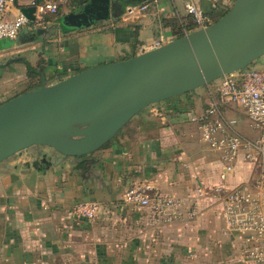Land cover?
<instances>
[{"label": "crops", "instance_id": "obj_1", "mask_svg": "<svg viewBox=\"0 0 264 264\" xmlns=\"http://www.w3.org/2000/svg\"><path fill=\"white\" fill-rule=\"evenodd\" d=\"M128 1L75 0L53 19L51 35L23 36L8 48L0 42V105L44 83L142 55L162 36L170 43L176 40L171 22L188 17L190 0ZM191 1L218 17L235 0L218 8L210 0ZM144 3L150 4L146 15L126 21L127 9ZM252 68L264 71V57ZM213 84L151 106L80 161L41 148L7 161L0 171V264H249L220 217L215 188L221 184V156L202 143L188 117L217 95ZM226 113L239 121L246 139L260 135L241 109ZM40 151L48 157L36 156ZM257 174L240 159L227 185L252 183ZM139 183L188 199L189 206L199 189L207 197L194 220L160 224L151 209L124 203V194ZM88 201L101 202L107 212L94 222H74L71 207Z\"/></svg>", "mask_w": 264, "mask_h": 264}, {"label": "water", "instance_id": "obj_2", "mask_svg": "<svg viewBox=\"0 0 264 264\" xmlns=\"http://www.w3.org/2000/svg\"><path fill=\"white\" fill-rule=\"evenodd\" d=\"M22 12L34 22L33 7ZM262 57L264 0H235L213 25L159 49L44 83L0 105V171L11 158L39 148L80 161L151 106L242 72Z\"/></svg>", "mask_w": 264, "mask_h": 264}, {"label": "built area", "instance_id": "obj_3", "mask_svg": "<svg viewBox=\"0 0 264 264\" xmlns=\"http://www.w3.org/2000/svg\"><path fill=\"white\" fill-rule=\"evenodd\" d=\"M18 1L0 0V41L16 40L25 28L46 29L52 25L53 18L75 3V0H30L28 7L35 9V20L31 22L17 6ZM210 1L216 8L223 4V0ZM149 8V3L129 7L126 21L143 17ZM185 10L195 30L217 21V16L205 13L191 0L186 3ZM167 43L162 36L147 50L159 49ZM229 107L241 109L252 127L260 131L255 140H248L238 132L239 121L226 113ZM188 117L196 126L202 143L219 154L223 162L221 184L216 186L215 192L221 197L220 217L226 232L237 235L249 264H264V71L246 69L224 76L219 80L217 95L211 98L207 108L201 113H189ZM240 159L253 166L258 174L252 183L232 188L227 182L235 174ZM197 193L198 200L189 206L188 199L165 194L150 183H139L127 190L123 201L133 207L151 209L158 223L169 225L198 217L199 201L207 197V191L201 188ZM104 208L98 201L76 203L71 207L73 221L78 224L93 222L105 212Z\"/></svg>", "mask_w": 264, "mask_h": 264}, {"label": "trees", "instance_id": "obj_4", "mask_svg": "<svg viewBox=\"0 0 264 264\" xmlns=\"http://www.w3.org/2000/svg\"><path fill=\"white\" fill-rule=\"evenodd\" d=\"M227 13V10L225 12H223L220 16L217 17V20L220 19L221 17H223L225 14ZM55 19V18H53ZM172 28L175 31V38H181L183 36H185L186 34L193 32L196 27L195 24L193 22V20L191 19L190 16L187 17V20H183V21H172L171 24ZM25 30V29H24ZM22 31L19 35V37L16 40H2L0 41L2 43L1 47H11L13 43L17 42L19 38L23 37L24 35L28 34L27 36H31V37H38V32H39V28H34V27H29L27 28V31ZM46 35H51V30L52 27L51 25H49L46 29ZM32 71V69H30ZM43 86V85H42ZM118 135V134H117Z\"/></svg>", "mask_w": 264, "mask_h": 264}, {"label": "rangeland", "instance_id": "obj_5", "mask_svg": "<svg viewBox=\"0 0 264 264\" xmlns=\"http://www.w3.org/2000/svg\"><path fill=\"white\" fill-rule=\"evenodd\" d=\"M129 1H136V0H129ZM129 1H128V2H129ZM27 35H28V34H27ZM27 35H24V36H27ZM248 69H254V68L250 67V68H248ZM256 70H257V69H256ZM217 86H218V84L215 83V84L212 85V88L215 90V89L217 88ZM104 210H105V212H107V209H106V208H104ZM102 214H104V212H103ZM102 214H101V215H102ZM97 220H98V219H97ZM95 221H96V220H95ZM93 222H94V221H93Z\"/></svg>", "mask_w": 264, "mask_h": 264}]
</instances>
